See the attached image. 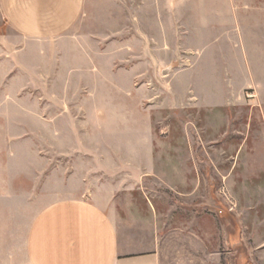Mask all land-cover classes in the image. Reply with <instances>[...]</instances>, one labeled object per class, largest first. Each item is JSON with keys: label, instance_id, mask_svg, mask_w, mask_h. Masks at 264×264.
<instances>
[{"label": "rangeland", "instance_id": "374dc122", "mask_svg": "<svg viewBox=\"0 0 264 264\" xmlns=\"http://www.w3.org/2000/svg\"><path fill=\"white\" fill-rule=\"evenodd\" d=\"M98 9L68 34H106L87 50H100L94 61L103 69L135 68L133 86L125 85L127 72H104L105 80L119 78L122 85L81 89L78 76L63 69L83 64L62 52L71 46L73 57L85 56L83 42L18 40L0 10V187L13 182L17 194L44 192L50 202L65 194L57 184L60 172L69 174V150L110 148L113 160L114 147L149 145L155 176L116 196L117 222L149 220L152 208L161 264H264V62L249 64L260 80L231 102L201 107L188 97L179 103L177 82L154 71L149 79L142 67L149 57L152 65L179 67L200 58L188 49L189 35L162 38L164 52L144 54L140 23L127 20L130 8ZM263 42L246 39V50L257 57ZM158 44V38L144 43L151 51ZM21 219L19 264H26ZM7 227L0 258L11 264Z\"/></svg>", "mask_w": 264, "mask_h": 264}, {"label": "crops", "instance_id": "0c3cea01", "mask_svg": "<svg viewBox=\"0 0 264 264\" xmlns=\"http://www.w3.org/2000/svg\"><path fill=\"white\" fill-rule=\"evenodd\" d=\"M258 1L0 0V10L18 40L41 46L51 44V40L61 45L83 42L85 56L73 57L71 46L62 52L71 53L72 63L83 64L63 69L78 76L77 85L82 89V84L88 83L122 85L119 78L105 80L104 72H127L125 85H135V68L112 64L103 69L94 61L100 50H87L88 43L109 39L106 34H68L89 11L130 8L127 20L140 23L142 53H162V38L186 34L192 41L188 49L201 53L200 58L180 67L172 62L152 65L150 57L146 58L142 67L145 75L152 79L154 71L177 82L174 94L179 103L194 97L199 106L214 107L231 102L238 91L260 80L258 71L249 64L264 62V46L257 57L246 50V39L264 40V0ZM135 7L138 14L132 10ZM151 38H158L154 51L144 45L145 39L149 42ZM148 146L114 147L113 160L110 148L69 150V174L60 172L57 184L65 194L50 202L44 192L34 197L27 192L17 194L14 183L7 181L0 187V257L4 256L3 225H8L5 237L9 238L11 264H19V215L27 223L22 248L26 264H161L154 210L150 209L146 221L132 216L119 224L116 218V196L140 190L145 177L155 176ZM0 264H4L3 258Z\"/></svg>", "mask_w": 264, "mask_h": 264}]
</instances>
